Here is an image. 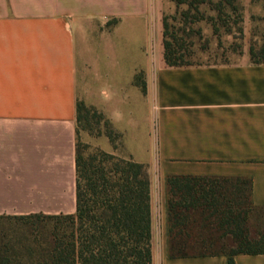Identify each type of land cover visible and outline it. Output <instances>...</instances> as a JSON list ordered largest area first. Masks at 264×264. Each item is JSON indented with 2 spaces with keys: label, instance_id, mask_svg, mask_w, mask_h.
<instances>
[{
  "label": "crops",
  "instance_id": "obj_1",
  "mask_svg": "<svg viewBox=\"0 0 264 264\" xmlns=\"http://www.w3.org/2000/svg\"><path fill=\"white\" fill-rule=\"evenodd\" d=\"M161 19L148 0H0V216L75 213L83 103L147 166L151 264H228L168 255L166 180L249 178L251 203L264 206V65L243 53L234 64L167 67ZM142 123L147 156L126 143ZM233 264H264V254Z\"/></svg>",
  "mask_w": 264,
  "mask_h": 264
},
{
  "label": "trees",
  "instance_id": "obj_2",
  "mask_svg": "<svg viewBox=\"0 0 264 264\" xmlns=\"http://www.w3.org/2000/svg\"><path fill=\"white\" fill-rule=\"evenodd\" d=\"M170 1L186 9L179 14L178 27L168 22L174 16H162L163 61L170 68L199 66L184 59V41L177 35L189 36V26L202 18L198 8L205 1ZM209 4L219 15L228 7L237 16L236 24L241 22L236 0ZM238 32L242 34L240 28ZM248 56L252 64L264 65V43L258 49L251 44ZM138 86L145 93L144 82ZM82 113L109 127L101 113L83 103H77L76 124ZM86 150L76 137L75 213L0 216V221L22 226L0 227V264H151L146 167L130 158ZM166 183L170 257L220 255L233 264L236 255L264 254V206L251 203L249 178L168 177Z\"/></svg>",
  "mask_w": 264,
  "mask_h": 264
},
{
  "label": "rangeland",
  "instance_id": "obj_3",
  "mask_svg": "<svg viewBox=\"0 0 264 264\" xmlns=\"http://www.w3.org/2000/svg\"><path fill=\"white\" fill-rule=\"evenodd\" d=\"M204 1L205 3L199 5L198 8L200 17L202 18L189 26L191 28L189 36L183 33L177 35L183 38L184 41L185 48L183 54L185 60L199 66L234 64L239 61L243 53L248 54V48L251 44L258 49L264 43V0H236L239 7L238 13L241 17V22L237 24L236 14L231 12L228 7H224L220 15L212 9L209 2L215 3L219 0ZM148 3L152 9L157 6L161 16H174L175 20L169 19L168 22L175 27L179 26V14L185 11L186 6L181 5L176 7L170 0H148ZM190 15L193 16L194 12L191 11ZM239 28L242 34L238 32ZM136 76H138V81L135 82V79H133V84L141 91L138 83L142 82L143 79L140 74ZM139 112L140 110L137 108V113ZM76 128L78 143L86 146L87 152L99 150L113 154L118 158H130L127 157V149L123 142V136L110 122L109 127H107L103 122H98L92 116L82 113ZM109 131L113 133L110 137ZM149 131L148 125L145 123L140 124L135 139L126 138L127 148L130 149L133 145L137 148L138 154H146L145 150L147 149L146 144ZM131 160L135 162L133 159ZM142 165L147 169L145 164ZM262 223L264 229V220H262ZM18 225L20 224L14 221H0V227L5 226L10 229H20L22 226Z\"/></svg>",
  "mask_w": 264,
  "mask_h": 264
}]
</instances>
